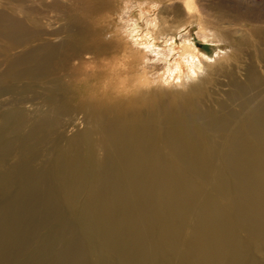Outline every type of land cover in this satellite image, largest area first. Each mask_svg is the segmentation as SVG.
<instances>
[{
  "label": "rangeland",
  "instance_id": "obj_1",
  "mask_svg": "<svg viewBox=\"0 0 264 264\" xmlns=\"http://www.w3.org/2000/svg\"><path fill=\"white\" fill-rule=\"evenodd\" d=\"M0 15L21 17L40 34L25 35L24 45L7 55L37 51L46 58L40 65L29 55L7 67L0 39V178L14 168L17 183L34 175L50 215L7 264H34L49 229L77 216L96 162L111 161L98 146L105 124L148 130L193 205L210 202L235 237L234 264H264V237L239 225L221 163L231 135L264 101V0H0ZM33 16L42 25L33 26ZM179 122L208 159L203 176L173 158L163 141V124L175 130ZM239 136L264 157L253 132L241 129ZM209 169L221 170L227 182ZM74 221L73 237L85 248L80 261L110 264L91 232ZM153 253L162 264L196 263L182 240L172 247L165 240Z\"/></svg>",
  "mask_w": 264,
  "mask_h": 264
},
{
  "label": "bare ground",
  "instance_id": "obj_2",
  "mask_svg": "<svg viewBox=\"0 0 264 264\" xmlns=\"http://www.w3.org/2000/svg\"><path fill=\"white\" fill-rule=\"evenodd\" d=\"M19 18L0 15V39L6 41L3 51L7 67L13 69L23 65L24 57L29 55L35 57V64L42 65L46 59L42 52L7 55L24 45L26 41L21 38H26L25 35L32 38L40 35L38 31H28L30 29ZM36 18L33 16L31 24L42 25ZM56 33L46 31L42 34ZM164 125L163 141L173 158L196 176L207 173L208 159L198 152L199 143L190 136L186 123L179 122L175 130H167ZM101 128L105 134L98 146L105 148L104 155H110L111 161L109 164L102 159L96 162L98 166L92 171L84 200L79 201L77 216L58 229H49L47 237L34 251V264H83L80 259L85 248L72 234L75 219L83 230L91 232V242L109 254L110 264H162L153 252L165 240L171 247L182 240L189 259L195 264H221L225 258L236 263L238 256L231 251L238 243L226 223L214 213L210 202L193 205V197L186 195V182L158 155L149 131L115 124H105ZM241 129L253 132L254 143L263 145L264 101L251 107L246 122L243 121L231 135L229 146L221 156L231 180L228 192L239 225L259 230L264 237V157H259L260 149H252L249 141L241 139ZM243 153H247L245 157L241 156ZM17 170L14 168L0 178V264H7L10 254L18 255L20 248L34 238V232L50 219L46 212L49 202L35 191L34 175L28 174L17 183ZM209 171L219 181L227 182L221 170ZM18 185L22 187L16 192L15 189L20 188ZM187 219L191 220L187 222ZM184 229L188 230L186 236ZM181 261L185 259L182 257Z\"/></svg>",
  "mask_w": 264,
  "mask_h": 264
}]
</instances>
